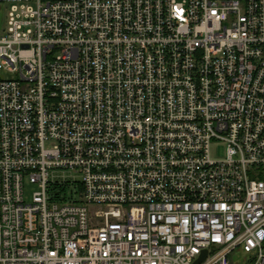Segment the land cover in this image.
<instances>
[{"label": "built area", "instance_id": "obj_1", "mask_svg": "<svg viewBox=\"0 0 264 264\" xmlns=\"http://www.w3.org/2000/svg\"><path fill=\"white\" fill-rule=\"evenodd\" d=\"M2 70L0 264H264V0H0Z\"/></svg>", "mask_w": 264, "mask_h": 264}, {"label": "rangeland", "instance_id": "obj_2", "mask_svg": "<svg viewBox=\"0 0 264 264\" xmlns=\"http://www.w3.org/2000/svg\"><path fill=\"white\" fill-rule=\"evenodd\" d=\"M10 72L8 71H0V76L1 77H9L10 76ZM36 188V186L30 184V183H26L25 184V197L26 199L30 198V195L32 193V191ZM231 258V264H245V254L241 251H234L231 253L230 255Z\"/></svg>", "mask_w": 264, "mask_h": 264}, {"label": "water", "instance_id": "obj_3", "mask_svg": "<svg viewBox=\"0 0 264 264\" xmlns=\"http://www.w3.org/2000/svg\"><path fill=\"white\" fill-rule=\"evenodd\" d=\"M205 257H206V251H204V252L202 253V255L200 256V258H199L194 264H198V263L201 262Z\"/></svg>", "mask_w": 264, "mask_h": 264}]
</instances>
